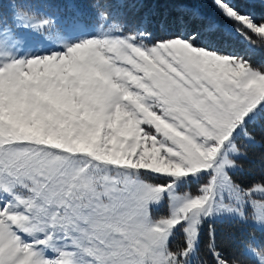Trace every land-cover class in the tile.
I'll return each instance as SVG.
<instances>
[{
	"label": "snow or ice",
	"instance_id": "snow-or-ice-1",
	"mask_svg": "<svg viewBox=\"0 0 264 264\" xmlns=\"http://www.w3.org/2000/svg\"><path fill=\"white\" fill-rule=\"evenodd\" d=\"M91 7L0 14V264H246L251 248L225 256L211 231L205 252L200 227L228 215L264 234V177L234 179L264 146V0Z\"/></svg>",
	"mask_w": 264,
	"mask_h": 264
},
{
	"label": "trees",
	"instance_id": "trees-1",
	"mask_svg": "<svg viewBox=\"0 0 264 264\" xmlns=\"http://www.w3.org/2000/svg\"><path fill=\"white\" fill-rule=\"evenodd\" d=\"M72 3L80 7H90L93 0H70ZM114 5L118 7L114 8L116 12H130L131 9H125L122 7L124 0H111ZM206 7L211 10V4H206ZM160 34V33H158ZM206 39L214 42L219 46H224L228 43L233 45L239 44V39L233 41L229 37L220 34L212 33L207 34ZM257 64L264 63V53L257 54L254 57ZM239 171L234 174V179L243 185H249L260 177H264V146L257 144L255 147L248 150V156L246 159L238 161ZM207 230V227H205ZM212 231L217 245V251L222 252L223 255L232 257L242 250V246L249 242L251 236H259V232L254 231V227L244 225L236 219L228 220H214L212 223ZM208 235L205 231H201V246L205 250L207 249ZM261 249V244L259 246ZM208 264H213V259L209 255L201 253ZM238 261L245 260L243 256H236ZM246 264H255V262L247 257Z\"/></svg>",
	"mask_w": 264,
	"mask_h": 264
},
{
	"label": "rangeland",
	"instance_id": "rangeland-1",
	"mask_svg": "<svg viewBox=\"0 0 264 264\" xmlns=\"http://www.w3.org/2000/svg\"><path fill=\"white\" fill-rule=\"evenodd\" d=\"M26 2L32 7V10L38 15V16H49L54 21H57L58 24L62 23L63 21L67 20L69 16H72L74 14L75 9H80L84 13H89L92 11V7H80L76 4H73L70 0H26ZM14 4L12 0H0V14L4 12H8L9 5ZM72 4V5H71ZM81 23L86 24L87 23V15L83 16L81 18ZM81 35L79 32H74L71 34L70 39H75L77 36ZM239 39V37H237ZM37 51L40 49L37 48ZM153 183H156L157 181L153 180ZM197 187V183L193 181L191 178H189V181L185 183L184 181H181L180 184V191H194ZM152 214L154 217H161L168 214V203L165 200L161 204L152 205ZM228 220V219H236L240 221L236 217L228 216V215H217L210 217L209 219L205 220L204 223L200 227V235L201 231H205L209 237V232L212 231V223L214 220ZM241 222V221H240ZM243 223V222H241ZM244 225H249L245 224ZM254 227L253 225H249ZM205 227H207V230H205ZM183 233H180L177 235V242H180L182 240ZM264 239L262 236H251L248 243H245L242 247V250L247 246L252 249V255L249 256V258L253 259L256 264H260L261 256L260 252L261 249H258L261 240ZM201 261H206L202 256L200 257ZM193 264H196L195 261H193ZM208 264V263H207Z\"/></svg>",
	"mask_w": 264,
	"mask_h": 264
}]
</instances>
